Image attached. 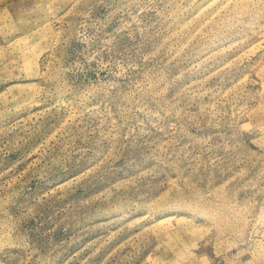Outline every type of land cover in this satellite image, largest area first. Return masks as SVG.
Returning a JSON list of instances; mask_svg holds the SVG:
<instances>
[{
	"label": "rangeland",
	"instance_id": "1",
	"mask_svg": "<svg viewBox=\"0 0 264 264\" xmlns=\"http://www.w3.org/2000/svg\"><path fill=\"white\" fill-rule=\"evenodd\" d=\"M0 264H264V0H0Z\"/></svg>",
	"mask_w": 264,
	"mask_h": 264
}]
</instances>
